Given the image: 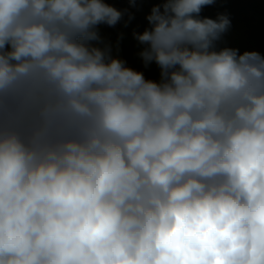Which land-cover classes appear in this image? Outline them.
Segmentation results:
<instances>
[{
    "label": "clouds",
    "instance_id": "clouds-1",
    "mask_svg": "<svg viewBox=\"0 0 264 264\" xmlns=\"http://www.w3.org/2000/svg\"><path fill=\"white\" fill-rule=\"evenodd\" d=\"M227 2L0 0V264H264V54L220 46ZM144 3L158 80L100 32Z\"/></svg>",
    "mask_w": 264,
    "mask_h": 264
},
{
    "label": "trees",
    "instance_id": "trees-1",
    "mask_svg": "<svg viewBox=\"0 0 264 264\" xmlns=\"http://www.w3.org/2000/svg\"><path fill=\"white\" fill-rule=\"evenodd\" d=\"M109 2L119 9L129 7L126 0H109ZM139 7L140 11L132 9L135 12V19L128 27L125 28L123 22L114 28L102 25L100 32L105 42L112 44L114 56L125 59L128 66L143 71L147 78L158 80V67L153 63L149 68H144L138 56L142 46L132 36L134 30L143 32L148 27L145 15L150 11L152 3H144ZM225 10L231 15L232 28L225 35L220 46L236 47L241 52L256 50L264 54V0H228L227 3H217L213 7H205L201 15L215 18L218 12ZM120 33H123V38L119 41V49H117Z\"/></svg>",
    "mask_w": 264,
    "mask_h": 264
}]
</instances>
